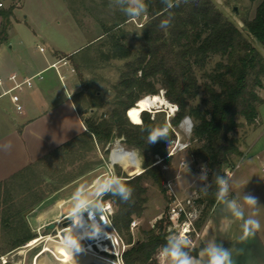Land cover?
Wrapping results in <instances>:
<instances>
[{
    "label": "rangeland",
    "instance_id": "374dc122",
    "mask_svg": "<svg viewBox=\"0 0 264 264\" xmlns=\"http://www.w3.org/2000/svg\"><path fill=\"white\" fill-rule=\"evenodd\" d=\"M211 1L228 19L243 29L241 19H250L260 0ZM2 3L7 6L9 1L3 0ZM130 6H134L132 0H21V6L14 10L17 21L14 23L12 21L14 31L8 33V44L6 43L5 47L12 45V49L18 48L34 65L44 63L45 59L49 63L50 57L54 60L57 58L55 52L58 56L64 55L67 64L60 66L61 69H68L66 85L73 90V98L82 113V118L95 120L107 118L113 107L114 85L120 77L124 63L138 56L145 46L141 29L149 20V16L146 11L142 12L140 17L126 15L124 9ZM124 18L127 19L120 23ZM118 23H120L119 27L117 29L114 27L111 31L122 35L124 44L130 49V55L123 59L106 60L99 55L100 51L106 50V46L102 45L106 37L104 31L105 28H111ZM9 24L10 21L3 35L7 34ZM102 36L103 38H100ZM255 46L264 53V49L257 43ZM39 47H42L44 52H40ZM73 50L75 51L72 52ZM69 52H72V56L63 54ZM217 59V56L212 57L206 69L211 68ZM54 71L53 68H49L45 74H53ZM195 73L201 82V71L195 70ZM54 85L62 88L57 77ZM257 91L264 99V86ZM157 94L168 101L164 97V90L159 89ZM197 103L200 104L198 98L192 102V104ZM168 104L170 105L168 108L166 106L158 108L160 112L157 114V122L160 126L165 124L171 127L174 132L173 139L179 138L181 143H187V147L176 149L172 155L166 154L170 160L161 165L165 193H161L149 179L143 181V185L147 188V201L142 215L132 219L136 221V226L133 229L129 228L131 241L142 237L140 231L152 228L155 221L161 217L169 221L166 224V231L169 232L167 238L178 235L184 226L181 223L175 225L168 218L172 200L175 197L182 201L194 200L197 197L196 192L206 185V179L200 178L201 166L206 164L190 155L192 145L189 144L190 131L182 125L184 117L176 127L170 126L169 120L173 117L176 106L169 101ZM200 107L202 108L203 105L200 104ZM171 108L172 112L169 116L168 109ZM146 111L150 114L154 113ZM232 135L238 140L242 154L231 158L235 165L231 173L229 172L230 176L229 173L226 174L228 191L221 203L225 198H232L230 200L235 201L237 210L243 213V218L235 217L229 227L230 242L233 241V245L237 242L238 245L245 242V240L237 241V238L243 233V223L248 218L260 221L261 227L255 233L264 240V101L258 105L257 121L252 125L243 124L237 127ZM171 141L169 140L167 144ZM122 146L134 150V154L124 153ZM78 147V149L71 146L61 148L32 168L14 177L10 176L4 183H0V261L4 259L9 264H62L61 260L53 256L54 253H59L61 257V253L64 252L60 241L67 232L64 230L65 227H61L62 222H58L64 215L70 213L73 207L71 197L76 189L85 185L89 190H93L98 179L116 176L123 180L124 176L131 177L141 171L140 155L135 149L122 142L110 145L107 149L106 145L102 147L97 142L92 147L91 145H78ZM64 149H67L66 156L63 153ZM160 160L158 158L157 162ZM98 164L99 167L92 172L85 173L88 168ZM81 172L85 174L76 183L57 191L65 180ZM177 176L180 177L179 180L176 179ZM249 194L258 199L256 208L247 205L244 201V196ZM95 199L93 197V200ZM217 200L221 198L217 196ZM61 202L63 204L58 205ZM203 207L195 203L186 207L190 212L191 223L188 227L190 231L186 235L193 242L189 249L197 246V235L205 216L208 215L209 209L205 210ZM111 208L110 223L106 224L104 229L108 235L112 233L118 236L127 249L130 246L127 243L128 237L123 230L121 233L117 232L112 226L114 207L111 205ZM219 210V208L216 210L215 216L219 215ZM82 214H86V211ZM51 224L54 225L52 228ZM90 231L89 227L88 232ZM26 235H30L31 238L15 247ZM94 241L92 236L87 235L86 239L80 242L83 247L87 243L92 245ZM101 243L111 253H115L122 246L120 243L118 249L113 238ZM92 247L94 253L85 251L82 254L86 264H117L113 255L101 252L97 246L92 245ZM45 248L48 250L41 252ZM155 260L160 264L156 256Z\"/></svg>",
    "mask_w": 264,
    "mask_h": 264
},
{
    "label": "trees",
    "instance_id": "16d2710c",
    "mask_svg": "<svg viewBox=\"0 0 264 264\" xmlns=\"http://www.w3.org/2000/svg\"><path fill=\"white\" fill-rule=\"evenodd\" d=\"M142 2L149 16L141 29L145 44L143 50L124 63L114 85L113 107L108 117L99 120L82 118L85 145L94 138L104 147L111 133L115 132L117 137H123L122 143L135 149L141 157L142 171L131 177L124 176L121 180L133 189L131 199L124 202L111 194L102 198L114 207L112 226L117 232L123 230L128 237L130 246L121 256L124 264H157L155 256L167 243L169 232L166 231V224L169 221L163 217L156 220L152 228L140 231L142 237L134 241H131L129 224L145 209L147 188L143 185L144 180L149 179L161 193H165L161 165L170 160L169 156L166 157L169 140L148 143L150 131L165 126L157 122L160 111L153 114L142 111V126L133 125L127 119L126 111L141 97L157 94L162 89L164 97L176 106L169 120L170 126L176 127L183 117L190 118V155L207 165L203 188H206V193L198 190L193 202L210 211L220 191L217 177L226 179V171H231L235 165L232 156L242 154L232 133L243 124H254L258 105L264 101L257 91L264 86V53L255 46L257 43L264 49V0L258 2L250 19H241L243 29L228 19L211 0H187L179 7H169L164 0ZM169 3L175 4L176 0H169ZM0 15L3 20L2 36L11 13L0 11ZM162 20L170 21L167 30L158 27ZM120 23L105 28L106 37L102 45L106 46V50L100 51L99 55L106 60L123 59L130 55L122 35L111 31L114 27L117 29ZM214 56L218 59L206 69ZM195 70L201 71V82ZM196 98L202 108L198 103L192 104ZM167 128L170 139H173V130ZM158 158L161 159L159 162ZM30 238V235L24 236L15 247ZM186 250L196 256L198 248Z\"/></svg>",
    "mask_w": 264,
    "mask_h": 264
},
{
    "label": "crops",
    "instance_id": "0c3cea01",
    "mask_svg": "<svg viewBox=\"0 0 264 264\" xmlns=\"http://www.w3.org/2000/svg\"><path fill=\"white\" fill-rule=\"evenodd\" d=\"M2 1L0 0V11H10L11 13L8 32L6 35H0V78L3 79V88L12 85V81L9 79L11 75L15 76L16 81L34 77L30 86L22 85L20 90L14 91L20 99L22 106L20 112L15 110L9 94L0 96V183H4L5 179L10 176L14 177L22 171L32 168L61 148L71 146L78 149V145H85V126L82 122V114L79 113L74 101L73 90L66 85L65 81L69 75L68 69H61V66L64 65L59 63L57 71L54 69L55 73L45 74V71L51 68L48 66L64 55L58 56L55 52L57 58L54 60L50 57L48 58L51 60L49 63L45 59L44 63L34 65L18 48L12 49V45L6 48L8 33L14 31L12 21L13 23L17 21L14 10L21 6V0H8L7 6H4ZM2 24L3 20L0 15V29ZM40 52H44V49ZM72 52L63 54L71 55ZM37 73H41L42 79L35 76ZM56 77L62 88L54 85ZM95 144L94 138L86 143L91 147ZM7 145L10 147H6ZM63 153L66 156L67 149H64ZM96 167H99V164L88 168L85 173L92 172ZM85 173L81 172L73 178L65 180L57 191L76 183ZM90 198L93 199V197ZM230 199L232 198H225L222 203V199L217 200L208 212L199 230L196 241L198 251L193 257L197 258L199 264H207V256L201 250L215 241L221 243L226 249H232L233 264H264V240L256 233L245 239L242 244L237 245L236 242L233 245V241L230 242L229 227L235 219L233 210L229 207L232 201ZM218 208L220 213L215 216ZM236 208H238L237 204ZM242 235L243 233L237 238V241L241 240ZM63 251L62 255L69 256L65 249ZM51 253L53 252L51 251ZM70 258H72L70 264H76L79 254L75 253ZM82 262L86 264L83 259ZM62 264L66 263L62 262Z\"/></svg>",
    "mask_w": 264,
    "mask_h": 264
},
{
    "label": "clouds",
    "instance_id": "9594fccd",
    "mask_svg": "<svg viewBox=\"0 0 264 264\" xmlns=\"http://www.w3.org/2000/svg\"><path fill=\"white\" fill-rule=\"evenodd\" d=\"M165 3L169 4V7H179L180 3L187 2V0H176L175 4L169 3V0H164ZM134 6H130L124 9L126 15L140 17L141 13L146 11V6L142 0H132ZM159 28L167 30L170 27L169 20H162L158 25ZM143 107V105H141ZM130 118V122L136 126H142L143 121L139 118V113L137 110L132 109L127 113ZM187 122V120L185 121ZM189 131L192 125H188ZM165 139L170 140L169 130L167 126L163 128H154L150 131L148 135V143H155L158 140ZM173 142L171 141L170 145ZM6 147H10L7 145ZM187 147V146H185ZM170 155V154H169ZM206 169L207 165L201 166V179H206ZM189 171V168H188ZM177 180L180 179L179 176L176 177ZM217 182L220 185V191L218 193V198H223V196L228 191V181L225 178L217 177ZM201 192L206 193V188L201 189ZM133 189L126 184H124L120 178L112 176L103 180L98 179L94 185L93 190H89L87 186L81 185L76 189L71 197V203L73 207L69 213V218L75 223H82V213L91 210L90 216L98 215L100 219L103 220V205L101 203L102 198L105 195L111 194L120 198L122 201L127 202L131 199ZM90 197H95L93 200ZM244 201L247 205L256 208L258 206V199L252 195L244 196ZM229 207L233 210V215L237 218H243V213L236 208L235 201L231 202ZM107 224L106 222H104ZM261 227L260 221L254 218H248L244 220L243 223V235L240 237L241 241L253 236L256 231ZM92 231L88 232V236H96L100 232V225L96 222L91 224ZM186 231V230H185ZM82 237L77 235L73 228H70L60 241V246L65 249L69 256H74L75 253L81 252ZM191 247V240L186 236L185 232H181L178 235L172 237L170 236L167 243L163 245L159 250V257H161L165 264H199L197 258L193 257L189 251ZM202 253L207 256V264H233L232 249L224 248L221 243H216L215 241L206 245L202 250Z\"/></svg>",
    "mask_w": 264,
    "mask_h": 264
},
{
    "label": "built area",
    "instance_id": "2783aa9c",
    "mask_svg": "<svg viewBox=\"0 0 264 264\" xmlns=\"http://www.w3.org/2000/svg\"><path fill=\"white\" fill-rule=\"evenodd\" d=\"M38 50L42 51L43 48L39 47ZM59 63L64 65V64H67V61L65 60L64 57H62L61 59L51 63L48 67H51V68H53V69H55L57 71V65ZM35 76L38 79H42L41 73H37ZM33 77L34 76H31V77H27V78H25V79H23L21 81H16L15 80V76L11 75L9 77V79L12 81V85L10 87H8V88H5V89L3 88V79L0 78V96L5 95V94H9L10 95V100L13 103V106H14V108H15V110L17 112L21 111L22 106L20 104V99H19L18 94L15 93L14 91L15 90H20L22 85L30 86L31 85V80H32ZM185 146H187V143H181V142L178 141V138H176L174 147L170 148V144H167V147H169L168 150H167V155H169V154L172 155L176 151V149L184 148ZM229 172L231 173V171H226V174H228ZM230 173H229V176H230ZM168 187L170 188L169 184H168ZM101 203L103 205V213H102L103 220H104V222L109 224L110 223L109 222V217L112 214L111 204L108 201H104V202H101ZM193 203H194L193 199L192 200L186 199L185 201H182V200H179V199H177L175 197L172 200L171 206H170V208L168 210V212H169V217L168 218H169L171 223H174L175 225H178L179 223H181V225L184 226V227L181 228V231L179 233L185 232V234H188V232L190 231L188 229V227H190V225H191L190 220H189L190 212L187 210L186 207L191 205V204H193ZM86 215H87V213H86ZM95 216L100 221L101 225L104 227L106 224L100 219V217L98 215H95ZM66 219H71V218H69V213L64 215L60 219V221L58 223L63 222ZM135 226H136V221L135 220H131V222L129 224V228L133 229ZM67 227H65V228H67ZM112 238L115 241V245L118 246V249H119V244L121 243V245H122L121 248L119 250H116L115 253H111V252H108V251H101V252H106L108 254L113 255L116 258L117 264L118 263L119 264H124L123 261H122V257H121L123 251L125 250L123 242L118 236H116L115 234L110 233V235H108L107 239H112ZM118 239H119V241H118ZM94 240L95 241L93 242L92 245H94L96 243V239H94ZM103 241H101V242H103ZM192 244H193V242L191 241V245ZM94 246H96V245H94ZM156 258L158 259V263L165 264V261L161 257H159L158 253L156 254ZM5 262L6 261L4 259H2L0 261V264H3Z\"/></svg>",
    "mask_w": 264,
    "mask_h": 264
},
{
    "label": "bare ground",
    "instance_id": "6f19581e",
    "mask_svg": "<svg viewBox=\"0 0 264 264\" xmlns=\"http://www.w3.org/2000/svg\"><path fill=\"white\" fill-rule=\"evenodd\" d=\"M141 105H143V107H141ZM166 106V108H168L170 105L168 104V101L166 102L164 100V98H162L159 94H152V95H145L143 97H141L140 99H138L134 106L130 109H128L127 113L132 110V109H135L138 111L139 113V118H140V113L142 111H153V112H156V111H159L158 108L160 107H163ZM172 112V108L171 109H168V115L170 116ZM128 117V115H127ZM128 119L130 120V118L128 117ZM186 120L183 121L182 125L184 127H187L188 128V122H185ZM174 140V139H173ZM178 141H180V139L178 138ZM116 144H119V143H115L114 145ZM174 144H175V140L173 141V143L170 145V148L174 147ZM180 149V148H178ZM122 150L124 153H128L130 155H133L134 154V150H130V149H126L122 146ZM142 170V169H141ZM141 172V171H140ZM63 204V202H61L60 204L58 205H61ZM90 210L86 211L87 215L86 214H82V223L80 224H75V223H70L68 225L67 228H65L64 230L68 231L70 228H73L74 232L81 236L82 239L81 241H84L87 237V233H88V228L90 227L91 228V224L92 222H96L100 225V232L97 233L96 236H92L94 239H96V243L94 245H96L98 247L99 250L101 251H108L107 248L104 246L103 243H101V241H105L107 238H108V233L107 231L104 229V227L101 225L100 221L96 218L95 215L93 216H90ZM63 230V229H62ZM92 231V229H91ZM60 232V231H59ZM60 236V234H58V237ZM48 239L50 237H47ZM82 251L81 252H78L77 254H79V258L76 260V264H84L82 262V259H81V253L83 251H86V252H91V253H94V250H93V247L91 244L87 243L85 246L82 247ZM48 250L47 248L43 249L42 251H46ZM109 252V251H108ZM53 254V253H52ZM54 258H56L57 260H61L62 262L66 263V264H70V260H72V258H70V256H64V255H61L60 257V254H56L54 253L53 254ZM59 256V257H57ZM39 264V263H38ZM40 264H46V263H40Z\"/></svg>",
    "mask_w": 264,
    "mask_h": 264
},
{
    "label": "water",
    "instance_id": "95a60500",
    "mask_svg": "<svg viewBox=\"0 0 264 264\" xmlns=\"http://www.w3.org/2000/svg\"><path fill=\"white\" fill-rule=\"evenodd\" d=\"M234 10H235V8H234ZM126 115H127V111H126ZM184 120H187V122H188V124L190 123L191 125H192V123H191V120H190V118L189 117H184ZM188 129H189V127H188ZM123 141V137L122 136H120V137H117L116 136V134H115V132H112L111 133V136H110V138H109V140H108V142H107V144H106V149L108 148V146H110V145H114L116 142L117 143H120V142H122ZM142 171V170H141ZM71 219H67V220H65V221H63L62 223H61V227H66V226H68L70 223H71ZM54 225L53 224H51L50 225V227L52 228ZM3 264H9V263H7V262H5V263H3Z\"/></svg>",
    "mask_w": 264,
    "mask_h": 264
}]
</instances>
